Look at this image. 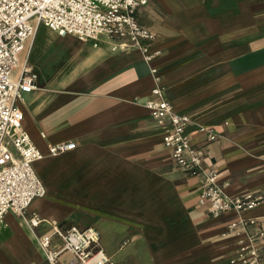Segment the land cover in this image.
Returning <instances> with one entry per match:
<instances>
[{
	"label": "crops",
	"instance_id": "1",
	"mask_svg": "<svg viewBox=\"0 0 264 264\" xmlns=\"http://www.w3.org/2000/svg\"><path fill=\"white\" fill-rule=\"evenodd\" d=\"M137 20L155 34L145 43L160 52L151 63L137 48L112 51L103 37L95 47L44 27L28 43L38 79L19 107L44 156L33 167L46 193L25 213L42 221L34 232L22 217H4L0 264H50L35 233L51 224L95 228L112 264H226L237 249L223 235L228 224H264V203L211 218L198 204L200 176L174 165L144 107L155 67L166 99L190 119L186 134L203 150L202 167L227 183L224 193L264 192V0H150ZM201 126L218 139L207 142ZM62 142L75 148L48 154ZM59 245L53 237L51 248Z\"/></svg>",
	"mask_w": 264,
	"mask_h": 264
},
{
	"label": "built area",
	"instance_id": "2",
	"mask_svg": "<svg viewBox=\"0 0 264 264\" xmlns=\"http://www.w3.org/2000/svg\"><path fill=\"white\" fill-rule=\"evenodd\" d=\"M150 0H0V226L8 214L20 216L34 232L41 220L25 217L33 200L45 196V187L34 170V163L44 156L32 143L22 126L19 103L24 94L35 90L37 73L29 62L28 43L39 28L56 34L72 35L82 42L97 46L103 37L112 51L137 48L146 63L160 54L148 53L146 42L155 34L137 20V13ZM154 86L152 99L145 102L156 126L161 130V144L170 152L176 167L190 175L200 176L204 185L198 204L208 205L209 216L217 218L233 211L237 214L264 203V192L228 196L227 183H220L213 170L202 167L204 153L191 144L186 128L187 115L178 113L164 95L161 77L150 68ZM207 142L218 139L210 128L198 127ZM75 148L74 142L48 145V154L57 155ZM234 237L237 249L226 264H264V224L256 218L230 222L223 234ZM60 240L52 249V239ZM38 248L50 264H56L63 253L69 264H112L101 247L99 232L93 227L64 228L51 224L45 234H36Z\"/></svg>",
	"mask_w": 264,
	"mask_h": 264
},
{
	"label": "rangeland",
	"instance_id": "3",
	"mask_svg": "<svg viewBox=\"0 0 264 264\" xmlns=\"http://www.w3.org/2000/svg\"><path fill=\"white\" fill-rule=\"evenodd\" d=\"M43 30L45 31L46 29H41L40 31H43Z\"/></svg>",
	"mask_w": 264,
	"mask_h": 264
}]
</instances>
